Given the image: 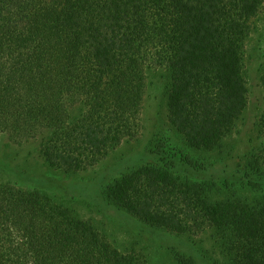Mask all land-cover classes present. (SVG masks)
<instances>
[{"label":"trees","instance_id":"trees-1","mask_svg":"<svg viewBox=\"0 0 264 264\" xmlns=\"http://www.w3.org/2000/svg\"><path fill=\"white\" fill-rule=\"evenodd\" d=\"M263 4L0 0V136L39 141L50 167L86 170L136 135L147 70L164 67L170 125L186 147L216 148L248 104L244 53ZM105 191L147 225L214 229L231 264H264V204H212L196 184L150 166ZM0 264L139 263L49 197L0 184Z\"/></svg>","mask_w":264,"mask_h":264},{"label":"rangeland","instance_id":"rangeland-1","mask_svg":"<svg viewBox=\"0 0 264 264\" xmlns=\"http://www.w3.org/2000/svg\"><path fill=\"white\" fill-rule=\"evenodd\" d=\"M243 74L248 104L234 129L212 150L186 147L168 119L169 72L147 70V89L135 136L125 139L98 164L74 172L50 167L39 141L0 136V184L36 190L89 221L121 253L139 264H231L214 229L176 233L153 227L111 202L114 180L145 166L166 169L179 184H196L210 203L264 204V4L251 21ZM81 111H77L78 118ZM171 152L172 157H166Z\"/></svg>","mask_w":264,"mask_h":264}]
</instances>
